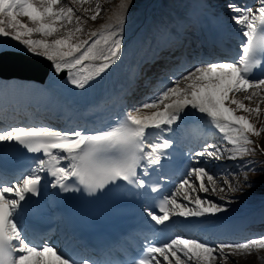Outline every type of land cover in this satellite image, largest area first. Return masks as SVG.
Listing matches in <instances>:
<instances>
[{
    "label": "snow or ice",
    "instance_id": "snow-or-ice-1",
    "mask_svg": "<svg viewBox=\"0 0 264 264\" xmlns=\"http://www.w3.org/2000/svg\"><path fill=\"white\" fill-rule=\"evenodd\" d=\"M131 3L121 0L122 14L115 22L91 30L85 25L105 11L92 0H0V61L21 52L44 59L55 75L65 74L68 84L86 91L122 62ZM227 8L242 36L235 60L197 62L186 68L178 62L162 87L139 103L122 106L98 127L0 126V149L18 145L33 160L11 181L0 170V264H239L238 255L264 251V235L215 243L175 235L165 241L145 236L137 255L123 261L77 257L48 242L38 244L23 224L32 198L49 189H57V196H96L121 187L156 193L162 185L154 183L153 174L171 161L170 150L177 143L166 134L189 117L218 130L222 142L208 140L191 152L193 164L172 192L155 197L145 212L156 225L173 217L199 219L227 212L232 201L220 193L241 190V177L251 186L247 173L264 163L251 158L257 152L264 155V147L254 139L264 133L256 122L264 115V75L254 76L257 69L264 70V0L254 5L229 0ZM157 39L159 47L174 43L167 29ZM136 76L130 74L122 96L132 94ZM22 92L23 86L0 83V102ZM221 160L238 163L235 170L215 173L207 167ZM209 192L218 200L209 198Z\"/></svg>",
    "mask_w": 264,
    "mask_h": 264
},
{
    "label": "bare ground",
    "instance_id": "bare-ground-1",
    "mask_svg": "<svg viewBox=\"0 0 264 264\" xmlns=\"http://www.w3.org/2000/svg\"><path fill=\"white\" fill-rule=\"evenodd\" d=\"M188 1L192 3V0ZM223 5L225 6V4ZM134 7H137V3L135 2V0H132V3L127 10L133 9ZM166 7L169 6L166 4ZM117 14L115 13V17ZM152 19L153 17H150L147 22L149 23ZM158 26L159 23L156 19L155 25L153 26L150 24L141 23L134 29V31L130 35L125 36V54L122 62L119 63V65L117 66H113L106 74L103 75V77L99 80L98 83L93 82L92 86L89 88L88 91L89 106H96L102 111H105L109 108L111 104L110 100L118 95V90L122 88V86H124L127 78L134 70V66L137 64V60L139 59L140 53L148 49L153 39H157L156 36L159 32ZM50 76L53 78H57V75L54 74L53 69ZM50 81L53 82L54 80L51 78ZM247 193H250V191H245L243 198L237 196L233 197L232 193L227 190L224 194L233 197L235 200H238V198H240L241 201L239 202H244L250 201V199H247L246 197ZM257 254L259 255L262 262H264V254H261V252H257ZM238 257L240 258L241 255H238ZM237 261H239V259ZM228 264H231V262Z\"/></svg>",
    "mask_w": 264,
    "mask_h": 264
},
{
    "label": "rangeland",
    "instance_id": "rangeland-1",
    "mask_svg": "<svg viewBox=\"0 0 264 264\" xmlns=\"http://www.w3.org/2000/svg\"><path fill=\"white\" fill-rule=\"evenodd\" d=\"M137 1L139 2L140 0H137ZM97 2L103 6L105 11L102 12L100 18H98L97 21L92 22L89 20L88 24L85 25L86 29L93 30L99 23H104V24L105 23H112L114 20H116L115 13L116 14L118 13L117 16L118 15L120 16L122 14V8L120 6L121 0H92L93 4H95ZM89 6L90 5H85V7H89ZM132 26H134V25H132ZM132 26H131V29H129V30H132ZM262 106H264V105H262ZM253 120L255 121V119H253ZM256 122H257L258 127L264 126V115H261V117L259 118V121H256ZM260 142L264 147V133H262L260 136ZM226 168L231 169V167H226ZM255 168H256V170L252 171L253 175L252 174L248 175V180L250 182V185L253 184L252 188H251V186H242L241 190H239L238 194L237 193L232 194L233 197L237 196V197L243 198L245 191H250L252 189L251 192L253 193L254 191H259V190L264 188V164L257 163L255 165ZM240 180H241V184L245 185V184H243V178H240ZM234 187H235V184H234ZM232 193H234V192H232ZM252 193H249V194L252 195ZM220 194L226 196V198L229 197L231 199H234L233 197L226 195L224 193H220ZM240 198H238L239 201H241ZM260 252L262 254H264V251H260ZM241 256H243V254ZM236 258H237L236 260L239 259L238 256ZM238 262H239V264H264V262H262L260 257L259 256L257 257L254 254H251L250 256H247L246 258L241 259V261H238ZM231 264H234V261H231Z\"/></svg>",
    "mask_w": 264,
    "mask_h": 264
}]
</instances>
